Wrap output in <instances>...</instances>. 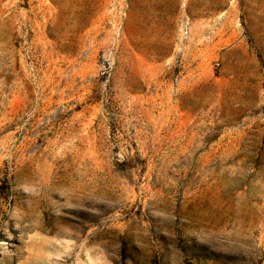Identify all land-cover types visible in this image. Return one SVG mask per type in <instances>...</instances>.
I'll return each instance as SVG.
<instances>
[{
    "label": "rangeland",
    "instance_id": "obj_1",
    "mask_svg": "<svg viewBox=\"0 0 264 264\" xmlns=\"http://www.w3.org/2000/svg\"><path fill=\"white\" fill-rule=\"evenodd\" d=\"M0 264H264V0H0Z\"/></svg>",
    "mask_w": 264,
    "mask_h": 264
}]
</instances>
